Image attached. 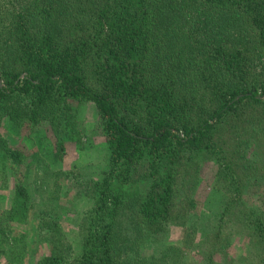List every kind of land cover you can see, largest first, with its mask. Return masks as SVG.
Wrapping results in <instances>:
<instances>
[{"label": "trees", "instance_id": "trees-1", "mask_svg": "<svg viewBox=\"0 0 264 264\" xmlns=\"http://www.w3.org/2000/svg\"><path fill=\"white\" fill-rule=\"evenodd\" d=\"M87 103L107 148L101 182L78 188L94 207L72 236L52 214L28 224L17 187L7 264H237L230 229L264 264V0H0V128L44 126L64 151ZM208 162L229 196L202 233ZM171 227L180 241L157 244ZM27 233L48 250L36 261Z\"/></svg>", "mask_w": 264, "mask_h": 264}, {"label": "rangeland", "instance_id": "rangeland-1", "mask_svg": "<svg viewBox=\"0 0 264 264\" xmlns=\"http://www.w3.org/2000/svg\"><path fill=\"white\" fill-rule=\"evenodd\" d=\"M76 117L80 134L76 142H65L64 151L55 147V140L44 126L31 129L25 126L17 133L8 123L0 128V134L8 143V157L0 163V217H7L12 207L15 189L22 187L28 199V224L43 215L52 214L63 230L76 236L78 225L93 209V201L78 188L101 182L107 167V148L96 111L92 104L76 106ZM4 154L0 150V155ZM3 166V167H1ZM215 164L206 163L200 173V185L196 190V229L202 233L214 230L215 218L228 199V190L215 179ZM251 190L249 191V193ZM20 223H23L20 222ZM15 234L26 230L24 225L10 224ZM233 239L228 249L229 256L237 264H245L252 258L248 241L240 233L230 229ZM27 233L30 252L35 251L34 260L48 253L43 241H31ZM182 229L171 227L168 234L161 235L163 244L180 241ZM36 240V239H35ZM5 253L8 258L7 251ZM196 253H189L192 260ZM5 255L0 263L7 264ZM30 264V261H28Z\"/></svg>", "mask_w": 264, "mask_h": 264}]
</instances>
